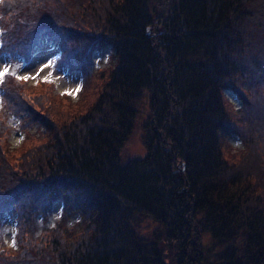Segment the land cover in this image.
<instances>
[{"label": "trees", "instance_id": "16d2710c", "mask_svg": "<svg viewBox=\"0 0 264 264\" xmlns=\"http://www.w3.org/2000/svg\"><path fill=\"white\" fill-rule=\"evenodd\" d=\"M66 2L57 10L52 0L4 1L10 40L24 30L29 53L42 43L64 51L78 44L80 65L68 60L69 70L82 72L81 97L96 90L82 114L38 146L53 147L28 150L21 173L0 175V205L39 197L19 219L22 230L50 213L56 194L70 195V213L80 215L41 236L32 227L16 249L0 250V264H264V192L240 185L247 170L259 173L228 165L221 152L235 134L257 161L252 140L264 134L263 124L257 118L250 127V115L241 116L254 103L264 114V0ZM91 8L93 20L85 22ZM102 46L113 54L101 73L92 60ZM26 87L5 85L13 95L8 109L26 132L35 125L43 135L44 116L29 109L23 118L14 108L28 102ZM234 90L242 107L226 96ZM7 128L0 120L6 145ZM134 136L144 153L126 157Z\"/></svg>", "mask_w": 264, "mask_h": 264}, {"label": "rangeland", "instance_id": "374dc122", "mask_svg": "<svg viewBox=\"0 0 264 264\" xmlns=\"http://www.w3.org/2000/svg\"><path fill=\"white\" fill-rule=\"evenodd\" d=\"M5 0H0V24L4 27V52L0 53V70L5 66H9L12 68H17V74L20 76H28V77H36V79H28L27 81L23 80H13L8 78L7 80H13L18 84H25L28 87L24 88L22 91L23 97H28V102L25 101V105L16 103L14 108L23 114V118L27 115L29 109H34L40 116H44L48 123V131L45 134H41V129L39 130L35 125H33L32 129L25 133L21 127V118L18 115H15L12 111L8 109L9 105L12 101L11 93H8V97L6 98V90L4 88L0 89V120H2L5 124L8 125L7 128V139L9 143L6 145L7 140L2 138L0 132V175L4 173H16L19 174L22 172V167L27 166L29 162H31L30 155H24L28 152V150H36L38 153H41L44 149H49L53 147L54 143L50 147H38L42 142L51 138L49 135L50 132H56L60 129L61 125L65 122H69L73 120L75 117L82 114L88 106L92 103L94 98V93L96 87L89 91L86 96H80L79 91L82 87V74L78 73H69L64 67L69 66L67 61L70 60L74 65H80V58H77L80 52V46L78 44L72 43V50H61L64 52L62 57H60L59 50L57 48L45 47L44 49L38 51L31 59L30 62L25 63L23 57L20 55L18 51L15 49H8L6 43V35L8 26L6 25V16H8V10L5 8L4 4ZM51 2V1H50ZM74 2V1H73ZM110 3L112 1H109ZM54 7L57 10H62L64 7L68 6L66 0H59V2H55L52 0ZM96 5V3H95ZM97 11L99 10L98 6H94ZM92 8L89 13L86 15L87 21H92V14H90ZM64 12L60 13L63 14ZM12 17V16H11ZM82 17H74V21H80ZM69 20V19H67ZM72 20V19H71ZM26 21L23 26H25ZM22 34H24V30H20ZM77 45V46H74ZM93 53V66L97 72H101V68L106 67L111 63L112 52H109V49L105 50V46L98 47ZM2 54V55H1ZM5 54V55H4ZM51 64L50 67H45V65ZM43 69V71H41ZM103 72V71H102ZM101 72V73H102ZM39 73V75H37ZM50 74V82H45L44 78L49 76ZM99 74H97L94 79ZM6 80V81H7ZM40 83V84H39ZM5 84V83H4ZM3 84V85H4ZM94 87L93 84H90L89 88ZM57 91L58 94L65 92H72V95H69L73 100L82 99L77 104L73 103L72 99L67 98L65 96H60L56 94H52L51 90ZM79 89V91H75ZM245 94L248 93L244 91ZM79 94V95H78ZM230 98V101L236 103L237 106H242L240 104V99L233 100L229 94H227ZM16 96V95H15ZM51 107L48 110L46 107ZM255 111L252 113H246L241 117L243 119H247L250 115L249 120L251 123L250 127H255L253 120L259 119L261 124H263L264 129V114L261 113V108L256 106L254 103ZM27 109V111H26ZM244 127H246V123L243 122ZM45 128V126H43ZM240 135L242 136L243 129L238 128ZM4 133V132H3ZM31 134H36L38 138H30L26 140L28 136ZM243 137V136H242ZM26 140V141H25ZM253 145L255 147L254 152L257 157V161L254 162L252 158L247 156V150H244L245 144L239 137H232L231 142L228 145H221V152L228 159L227 163L230 166H235L240 170L244 171L246 168H250L253 172L257 171L259 173L258 176H252L250 171L247 170L248 175L250 176L247 182L241 183L240 185L246 187H251V184L255 185V190L252 192L254 194L258 193L260 190L264 192V180H259L264 178V134L260 137H254ZM142 142L137 139L136 136L132 137L131 140L125 144L123 147L125 150L126 157H134L138 155H142L143 149L141 148ZM244 160L241 164L239 161ZM237 177V175H236ZM259 179H258V178ZM257 182V183H256ZM29 198L39 199L37 196H32L29 194ZM52 204V203H51ZM255 208H261L262 206H256ZM9 206H7L6 211L10 212V216L4 214L0 217V250L8 251L13 248H16L18 244H20V239L23 238V234L25 236H31L32 227H34V236L36 234L41 235L42 229L47 228L46 230H50L51 228H58L59 226L63 228H68V226H72L73 223L79 218V212L70 214V209L68 206H64L62 199L59 197L56 200L54 199L52 204V210L48 215L38 216L31 225L27 226L25 230L18 228V241L15 230L17 229L16 223L14 221L17 220L19 227V219L22 217L18 212L11 213L8 210ZM1 211V210H0ZM73 211V210H72ZM25 217V216H24ZM27 218V217H26ZM65 222V223H64ZM51 227V228H50ZM14 245V246H13ZM5 249V250H4Z\"/></svg>", "mask_w": 264, "mask_h": 264}, {"label": "snow or ice", "instance_id": "6c2138e0", "mask_svg": "<svg viewBox=\"0 0 264 264\" xmlns=\"http://www.w3.org/2000/svg\"><path fill=\"white\" fill-rule=\"evenodd\" d=\"M51 64L45 65V67H50ZM41 71H43V69H41ZM18 69L17 68H12L9 66H5L3 67L2 70H0V81H2L4 79V77L8 76V75H12L15 79L19 80H23V81H27L28 79H36V77H28V76H20L17 74ZM37 75H39V73H37ZM45 82H50V74L49 76H46L44 78ZM75 91H79V89H76ZM72 92H65L62 93V95H72ZM14 246V245H13Z\"/></svg>", "mask_w": 264, "mask_h": 264}]
</instances>
